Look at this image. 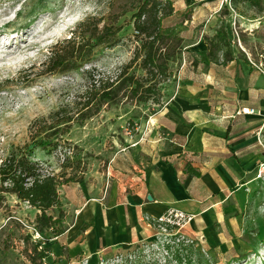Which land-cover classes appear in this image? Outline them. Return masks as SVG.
<instances>
[{
  "label": "rangeland",
  "instance_id": "obj_1",
  "mask_svg": "<svg viewBox=\"0 0 264 264\" xmlns=\"http://www.w3.org/2000/svg\"><path fill=\"white\" fill-rule=\"evenodd\" d=\"M222 1L207 0L208 7L193 11L207 12L202 24L208 27V36L204 38H211L219 29L226 34L209 64L235 59L264 73V0L258 7L239 0L228 5ZM136 7H131V0H0V160L25 155L46 172L58 175L63 172L64 159L70 157L81 164L75 174L78 179L89 168H105L109 156L150 137V115L158 106L153 109L150 103H136L121 84L115 85L118 88L111 101L93 103L85 110L81 107L90 85L97 88L99 81L114 80L132 61L139 46L132 27ZM209 12H213L212 18ZM87 19L99 30L107 26L118 29L114 40L102 45L92 41L73 70L43 75L41 64L53 48L68 40ZM172 25L164 19L162 33L170 34ZM178 67L179 61L171 65V75L160 90L173 81ZM129 75L141 78L144 73L134 63L127 69ZM67 118L72 122L61 124ZM253 184L244 191L246 200L240 213L244 248L209 249L200 237L186 234L191 241L185 245L145 253L138 247L132 251V259L125 254L122 262L111 258L104 264H264V182ZM34 213L26 203L0 189V264H39L33 253L38 243L31 237ZM48 214L58 215L55 211ZM61 221L57 231L41 234L43 241L37 247V251L49 249L47 258L52 257L53 264H61L50 249L64 226ZM47 258L42 264H49Z\"/></svg>",
  "mask_w": 264,
  "mask_h": 264
},
{
  "label": "crops",
  "instance_id": "obj_2",
  "mask_svg": "<svg viewBox=\"0 0 264 264\" xmlns=\"http://www.w3.org/2000/svg\"><path fill=\"white\" fill-rule=\"evenodd\" d=\"M168 1L169 35L182 41L175 78L161 90V107L149 105V138L58 188L64 226L50 249L61 264L127 254L152 240L144 219L169 210L191 216L184 234L209 249L245 247L240 213L262 159L254 133L264 118V73L235 59L209 64L207 12H193L207 0Z\"/></svg>",
  "mask_w": 264,
  "mask_h": 264
},
{
  "label": "trees",
  "instance_id": "obj_3",
  "mask_svg": "<svg viewBox=\"0 0 264 264\" xmlns=\"http://www.w3.org/2000/svg\"><path fill=\"white\" fill-rule=\"evenodd\" d=\"M258 7L260 0H239ZM137 5L132 16V27L136 34L139 46L136 48L129 66L121 69L114 80L99 81L90 85L85 92L84 101L81 107L85 110L93 103L103 104L111 101L116 96V87L121 84L125 87L130 99L136 103L155 105L161 107V85L171 75L170 67L179 61L182 52V41L176 36L162 33V21L172 15V4L168 0H131V7ZM90 19L77 25L68 40L61 45L55 46L45 61L41 64L44 68L43 75L64 73L74 69V65L81 61L84 50L89 51L91 42L94 45H102L112 42L118 29L103 27L98 29L97 24L90 26ZM81 34V35H80ZM87 34V37H83ZM226 34L223 29L215 32L211 38H205L207 45V58L213 60L214 52L224 42ZM113 39V40H112ZM224 62H228L224 60ZM138 63V68L144 73L141 78L135 75L127 76V69L132 64ZM117 84V85H116ZM116 85V86H115ZM58 115V114H56ZM65 125L71 123V118L60 121ZM51 128V127H50ZM54 127H52L51 129ZM72 159V158H71ZM66 157L61 165L60 174L46 172L39 164L32 162L25 155L15 157L10 155L0 160V189L3 193L14 195L18 201L26 203L28 207L37 210L33 223L34 229L42 234L52 229L63 218L58 198V188L62 184L76 181L75 174L81 164L72 162ZM70 170L71 174H66ZM195 174V173H194ZM57 209L56 218L48 212ZM41 244H37L40 247ZM33 248L34 257L42 264V260L48 257L49 249L37 251ZM34 262V259L32 260ZM34 264V263H33Z\"/></svg>",
  "mask_w": 264,
  "mask_h": 264
},
{
  "label": "built area",
  "instance_id": "obj_4",
  "mask_svg": "<svg viewBox=\"0 0 264 264\" xmlns=\"http://www.w3.org/2000/svg\"><path fill=\"white\" fill-rule=\"evenodd\" d=\"M231 0H223L224 5H228ZM234 35L237 36L236 32ZM256 112L250 109H240L237 112V115H254ZM255 135L256 145L258 146L262 159L256 166V172L254 176V180L264 182V118H262L260 126L257 128ZM192 220V217L189 215H185L180 212H176L174 210H169L167 213L159 218L152 219L146 217L144 221L152 228L153 236L152 240L146 244H142L141 246H137L143 248L144 253L147 249H152L150 251L158 250V247L163 248L168 245H185L187 242L191 240L184 234V228L188 225V223ZM52 230V229H50ZM32 239L41 244L43 241L42 235L36 230H32L31 234ZM135 248V249H136ZM133 249L132 251H134ZM148 250V251H149ZM130 251L126 254L128 259H132L133 252ZM132 252V253H131ZM131 253V254H130ZM124 255H117L114 257V262H122ZM105 260H99L95 264H104ZM80 264H90L88 258H83L80 261Z\"/></svg>",
  "mask_w": 264,
  "mask_h": 264
},
{
  "label": "bare ground",
  "instance_id": "obj_5",
  "mask_svg": "<svg viewBox=\"0 0 264 264\" xmlns=\"http://www.w3.org/2000/svg\"><path fill=\"white\" fill-rule=\"evenodd\" d=\"M25 28H26V27H25ZM23 30H24V29H23ZM0 42H1V41H0ZM8 45H9V44H8ZM8 45L5 44V47L8 46Z\"/></svg>",
  "mask_w": 264,
  "mask_h": 264
}]
</instances>
